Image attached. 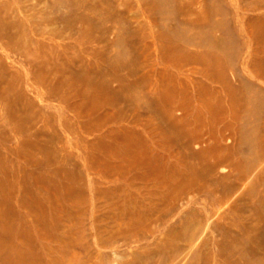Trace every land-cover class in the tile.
I'll return each mask as SVG.
<instances>
[{
    "label": "rangeland",
    "instance_id": "rangeland-1",
    "mask_svg": "<svg viewBox=\"0 0 264 264\" xmlns=\"http://www.w3.org/2000/svg\"><path fill=\"white\" fill-rule=\"evenodd\" d=\"M96 2L103 41L63 27L75 0H0V21L29 29L34 55L0 38L8 104L56 152L10 153L29 130L0 140V264H264V0ZM106 61L133 62L144 88L106 104L77 82L53 95L38 82L69 78L53 65H91L114 92L126 74ZM191 166L209 177L174 188Z\"/></svg>",
    "mask_w": 264,
    "mask_h": 264
},
{
    "label": "bare ground",
    "instance_id": "bare-ground-1",
    "mask_svg": "<svg viewBox=\"0 0 264 264\" xmlns=\"http://www.w3.org/2000/svg\"><path fill=\"white\" fill-rule=\"evenodd\" d=\"M106 7H107V5H104V4L102 5V7L100 4L98 6L96 0H89L88 2H85V0H75V3H73V5H72V9L75 10L76 15L72 16V18L68 17L67 19H65V21L63 22V27L67 30H70L74 24L80 23L84 26V30L82 32V35L90 37L91 39L90 38L89 39L91 41L92 40H95V41H101L102 40L103 41V39L105 38L104 37L105 31H104L103 24L108 19ZM39 21L47 23L49 21V18H45V19L42 18ZM261 25H262V23H261ZM94 32H99V35L96 36L95 38L92 37L93 36L92 34ZM28 33H29V29H26L23 24L17 22L13 18H10V20H8V21H5L3 19L0 21V38L3 39V44H4L5 48L11 52L20 53V54L24 55L25 57L30 58L29 55L31 53V50L28 47L29 41H28V39H26L24 42H22V40H23L22 37H27ZM49 35L52 38H54V37H58L60 35V33H59V31L52 30L51 32H49ZM42 47H44L43 44H42ZM93 55H95V54H93ZM32 56H34V55L32 54ZM195 59L196 58H193L192 61L196 62ZM132 60H133V58H132ZM35 63L36 62H33V65L35 68L37 67V69L40 72L45 71V66H44L42 61H40V64H41L40 67H38L37 63H36L37 64V66H36ZM106 64L109 67L111 66L113 68V70L124 71L126 74L125 77H120L117 80L119 83V87H118V89H115L116 91H114V92H111L109 83L103 80V76L108 75V74H106V72L102 71L99 67L93 68L91 65L80 66L79 68H77L75 70H72L69 66H63L62 65L60 67H57V66L53 65L52 68L47 69L48 73H51V74H61L62 73L63 75L64 74L68 75L69 78L65 80V78H61V77L56 78V79H53V78L47 79L45 77H39L38 82H39V84L46 85V86L50 84L51 87H50L48 92L52 95L57 94L58 92H60L63 89H70L71 86L74 85V83L76 84V82H77L80 85L81 84L83 85V87H84L83 93L90 95V93L95 92V99L96 100H98V96H99L98 93L109 94L106 97L103 96V98H102V101L105 100L106 104L109 103L110 101H112L113 99H121L122 96L124 95V93L127 95V98L129 99L130 95H132L136 91L144 88L146 79L144 80L143 78L136 77L137 75H136L135 69L133 67V62H130V63L128 62L127 64L121 65V66L118 65L117 63L113 62V61H106ZM208 66L210 67L211 64ZM208 69L209 68H207V67L204 68L205 72H207L206 74H210ZM0 70L2 71L4 69L0 66ZM211 74L214 76L217 75V74L215 75L212 72H211ZM40 75H41V73H40ZM112 80L116 81L114 78ZM217 80L220 81V78L216 77L215 81H217ZM11 85L12 84L9 81L7 82V81H4L0 78V100L5 103V109L7 110V113H8L6 121L5 122H4V120L0 121V126L4 125V123H13V121L15 122V124L12 126V128H9L8 130H4V129L0 130V140H3V141L6 140L7 142H9L12 139L11 137L13 135L21 136L24 132L29 130V137L21 136V137L17 138L18 139L17 142L20 144V148H17V149L9 148L8 150L10 151V153L11 152H13V153L18 152L19 153V152L26 151L25 148L28 147L27 144L29 143V150L32 149L34 151L46 154L48 159H50L48 161L54 160L52 154H54L56 152H54L52 148L50 150V147H49L50 146L49 144H51L50 139L45 141L43 145H40V143L37 142V140L40 137V135H39L40 132L39 133H36V132L30 133V128L32 125L27 123L28 119H26V121H24L23 118L20 119L13 112V110L11 108V103L8 104V96L7 95H9V93L12 92V91H9L12 89ZM99 97L101 98V96H99ZM209 101H210V99H209ZM63 103H64V101H63ZM91 103L92 102H87L86 108L91 109L90 107H88V105H90ZM94 105H95V103H94ZM97 106H101V105H97ZM93 111H95V110H93ZM155 114L159 117V120H160L161 116L156 113V110H155ZM82 116H84V115H82ZM117 116L119 118L122 117L120 112L118 113ZM165 117L170 119L169 114L165 115ZM106 120L109 121V118L104 116L101 121L106 122ZM99 121H100V119L97 120V123ZM164 126H166V125L164 124ZM95 127H96V125H94L93 128H95ZM166 128H167V126H166ZM169 129H170L169 135H171V136H173V134L175 135V132H173L171 126L169 127ZM177 137H179V136H177ZM113 154H115V153H113ZM189 157H191L190 152L187 151L185 158L188 159ZM121 160H124V159H121ZM127 163L129 166L130 164H132V161L129 162V160H128ZM142 163H143V161H142ZM123 166L124 165H108L105 168L108 169L110 172H113V175L120 176V174H122V172H123L121 170L124 169ZM188 170H189V173H191L192 175L189 176L188 179L187 178L186 179L185 178L176 179L175 181H177V182L176 183L174 182V184H173L174 188H176V189L177 188H179V189H181V188L182 189H187V188L195 189L196 186H198L197 185L198 181H204L210 175L209 174L210 170H208V169L205 170L204 168H202V166H191ZM203 170H205V172H207L206 175L204 174ZM183 176H185V175H183ZM169 177H170V175H169Z\"/></svg>",
    "mask_w": 264,
    "mask_h": 264
}]
</instances>
